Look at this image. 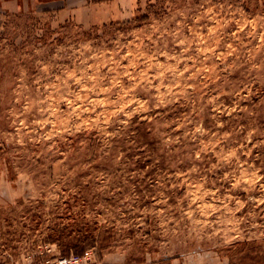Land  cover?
Segmentation results:
<instances>
[{"label": "rangeland", "instance_id": "rangeland-1", "mask_svg": "<svg viewBox=\"0 0 264 264\" xmlns=\"http://www.w3.org/2000/svg\"><path fill=\"white\" fill-rule=\"evenodd\" d=\"M65 6L0 0V264H264V0Z\"/></svg>", "mask_w": 264, "mask_h": 264}, {"label": "crops", "instance_id": "crops-1", "mask_svg": "<svg viewBox=\"0 0 264 264\" xmlns=\"http://www.w3.org/2000/svg\"><path fill=\"white\" fill-rule=\"evenodd\" d=\"M138 0H107L101 4H94L90 0H64L66 3L65 9L70 11L73 17H79L82 13L86 14V9H93L87 19H83V23L98 24L109 21H118L122 17L129 18L132 15V10ZM99 8H98V7ZM13 263L15 259L13 258Z\"/></svg>", "mask_w": 264, "mask_h": 264}, {"label": "built area", "instance_id": "built-area-1", "mask_svg": "<svg viewBox=\"0 0 264 264\" xmlns=\"http://www.w3.org/2000/svg\"><path fill=\"white\" fill-rule=\"evenodd\" d=\"M44 264H94L91 252L86 251L83 256H54L47 260Z\"/></svg>", "mask_w": 264, "mask_h": 264}, {"label": "trees", "instance_id": "trees-1", "mask_svg": "<svg viewBox=\"0 0 264 264\" xmlns=\"http://www.w3.org/2000/svg\"><path fill=\"white\" fill-rule=\"evenodd\" d=\"M86 249V247L85 246H81V247H79V249H76V253H81V252H83L84 250ZM63 253L64 254H69V253H71V251L70 250H63Z\"/></svg>", "mask_w": 264, "mask_h": 264}]
</instances>
